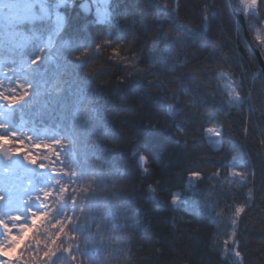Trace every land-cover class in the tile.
Masks as SVG:
<instances>
[{
    "label": "trees",
    "instance_id": "1",
    "mask_svg": "<svg viewBox=\"0 0 264 264\" xmlns=\"http://www.w3.org/2000/svg\"><path fill=\"white\" fill-rule=\"evenodd\" d=\"M89 1L93 8L105 2L104 21L94 11L83 14L82 0H70L60 10L67 14L62 31L53 19L9 28L30 39L29 59L43 54L44 61L32 69L31 99L7 111L8 134L21 133L26 146L29 136L67 145L63 167L75 168L81 189L72 231L84 264H231L221 243L231 206L245 203L249 188L254 198L239 225L240 248L245 264H264V149L257 143L264 135V74L230 0H178L177 10L176 0ZM56 3L43 5L54 13ZM246 21L262 52L254 36L264 35V0ZM23 41L0 27V61L27 75L14 54ZM220 72L236 83L239 106L229 107ZM208 127L223 129L222 151L207 140ZM233 155L234 166L243 161L255 171L245 186L229 174ZM190 172L204 178L194 182ZM34 183L47 188L53 179L41 172ZM176 194L181 202L173 205ZM62 208L70 212L72 205Z\"/></svg>",
    "mask_w": 264,
    "mask_h": 264
},
{
    "label": "snow or ice",
    "instance_id": "2",
    "mask_svg": "<svg viewBox=\"0 0 264 264\" xmlns=\"http://www.w3.org/2000/svg\"><path fill=\"white\" fill-rule=\"evenodd\" d=\"M43 2L47 4L48 0H43ZM241 2L245 5L246 12H250L258 5V0H241ZM69 3L70 0H57L54 13L49 12L47 7H41L42 15H37L33 11L32 15L26 18L23 23L34 26L37 22L53 19L57 32L62 31L67 14L62 15L60 10ZM88 7V0H82L81 10L86 15L91 13L87 10ZM178 7V0H176V10ZM2 8L3 0H0V9ZM205 19L207 20V16ZM262 25H264V22H262ZM204 30H208L207 24L204 25ZM188 33L191 35L192 30L188 29ZM16 34L25 35V40L22 43L14 44V54L18 55L21 68L27 73V76L24 78L15 77L12 80L5 81L3 77L10 76L17 69L0 70V105L6 106L8 109H14L31 99L34 88L31 82L32 69L44 61L43 54L29 59L25 55V49L30 44V39L23 32ZM254 39L261 46L262 54H264V36L255 35ZM116 55H119V53L117 52ZM219 75L228 77L232 81L230 74L227 72H220ZM24 79L29 82L24 83ZM225 87L229 89L226 95L230 101L229 107H231V102L242 99L241 93L235 87L234 82L226 84ZM243 131L247 134L249 128L246 126ZM224 134L223 129L218 127H208L205 130L207 140L221 151L223 150ZM18 136L19 133H12L11 136L5 139L11 140ZM28 139L32 140L33 138L29 136ZM257 143L261 149H264V135H260ZM66 146L63 140H44L34 145L37 151L32 155L14 153L23 155L25 162L37 168L40 172H47L52 177L53 184L47 188L37 187L35 196H29L22 201L25 205L26 214L25 212L0 210V264H60L62 256L68 257L72 264H84V258L80 253L79 236L72 231V226L77 222V213L74 206L77 200L80 199L79 192L81 189L75 182V168L70 173L63 167L64 156L61 149ZM41 151H47L48 155H39ZM12 154L13 152L8 153L9 156ZM236 160L235 155L231 156L228 163L229 174L235 178L234 183L237 186H245L248 184L250 177L255 175V171L249 172L243 161H240V166H234ZM140 161L143 171H149L147 167L148 158L141 155ZM61 176L65 179L61 180ZM188 178L194 182H199L204 177L201 172H190ZM31 186L32 184L29 182V187ZM253 198L254 192L249 188L246 202L231 206V228L221 243V256L226 262L231 257V264H245L238 233L242 218L246 217L248 209L251 207L248 201ZM3 200L4 197L0 196V202H3ZM180 202V195L170 197V203L173 205ZM65 204L72 205L70 212L62 208Z\"/></svg>",
    "mask_w": 264,
    "mask_h": 264
},
{
    "label": "rangeland",
    "instance_id": "3",
    "mask_svg": "<svg viewBox=\"0 0 264 264\" xmlns=\"http://www.w3.org/2000/svg\"><path fill=\"white\" fill-rule=\"evenodd\" d=\"M242 11H245V5L239 0ZM41 7H46L43 5L42 0H17V1H4L3 8L0 9V27L5 28L8 31V37L10 39H14L15 42L23 41V39L19 37H23L21 35H17L9 28H14L16 25L23 23V21L32 15V12L35 11L37 15H41ZM254 10V11H253ZM251 11L255 12V9ZM250 11V12H251ZM107 6L104 1H95L94 14L95 18L99 21H104L106 18ZM252 12V13H253ZM248 13V12H247ZM257 35H262L260 32ZM18 37V38H16ZM262 53V52H261ZM263 55V54H262ZM13 66L6 65L4 62L0 61V70L3 69H12ZM27 75H22L17 69L16 72L11 74L10 76H5L3 79L5 81H9L14 79L15 77L24 78ZM220 80L223 88L226 93L229 91L228 88L225 87L226 84H230L234 82V80L230 81L228 77L221 76ZM24 83H28L27 79H24ZM235 87L236 83L234 82ZM241 99L235 102H231L232 106H239ZM230 101L228 99V105ZM6 106L0 105V148L3 144H10V140H6V137H9L6 130L7 116L5 114ZM19 133L18 137H15V141L19 142V146L16 149H11L14 152L22 153L21 150H25L27 155H32L36 152L35 144H38V140L35 141V138L30 140L31 144L29 146H25L24 137ZM37 139V138H36ZM12 140V139H11ZM35 141V142H34ZM211 143V142H210ZM215 148L216 146L211 143ZM217 149V148H216ZM40 172V171H39ZM41 173V172H40ZM29 182H31L32 186L29 187ZM41 187V186H39ZM32 188V190L30 189ZM44 188H46L44 186ZM37 194V187L34 186V181L32 179H27L24 172L18 170L16 173H13L12 169L8 167H4L0 169V196L4 197L3 202H0V206L7 207V212H25V205L22 203L27 197L35 196ZM177 195V194H176Z\"/></svg>",
    "mask_w": 264,
    "mask_h": 264
},
{
    "label": "water",
    "instance_id": "4",
    "mask_svg": "<svg viewBox=\"0 0 264 264\" xmlns=\"http://www.w3.org/2000/svg\"><path fill=\"white\" fill-rule=\"evenodd\" d=\"M230 4H231V7L233 9V12H234L236 18L238 19L239 23L242 25V27L244 29L246 41L248 42L250 48L256 54L258 61L260 63L261 71L264 74V57H263L260 49L257 47V45L251 39L249 30L247 28L246 14L244 12L236 9L233 0H230ZM88 5H89V7L87 10L91 13L87 14V16H91L93 14L94 9H93V5H92L91 1H89V0H88ZM80 8H81V5H80ZM82 13L85 14L84 11H82ZM9 152H12V151L10 150V147L8 145H4L0 149V168L10 164L13 167L14 171L19 170V169L25 170L27 172L28 176H32L36 173L37 168L32 167L28 163H26L25 159L23 158L22 155H17V154L13 153L12 155L9 156L8 155Z\"/></svg>",
    "mask_w": 264,
    "mask_h": 264
}]
</instances>
